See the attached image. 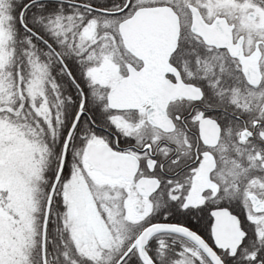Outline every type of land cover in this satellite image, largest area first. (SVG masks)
Segmentation results:
<instances>
[{"label": "snow or ice", "instance_id": "6c2138e0", "mask_svg": "<svg viewBox=\"0 0 264 264\" xmlns=\"http://www.w3.org/2000/svg\"><path fill=\"white\" fill-rule=\"evenodd\" d=\"M0 264H264V0H0Z\"/></svg>", "mask_w": 264, "mask_h": 264}]
</instances>
